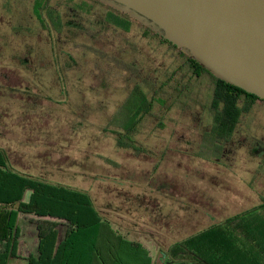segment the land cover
<instances>
[{
	"label": "rangeland",
	"instance_id": "obj_1",
	"mask_svg": "<svg viewBox=\"0 0 264 264\" xmlns=\"http://www.w3.org/2000/svg\"><path fill=\"white\" fill-rule=\"evenodd\" d=\"M46 1L0 0V69L8 71L9 77L8 84L0 78L4 118L0 147L10 154L15 169L88 192L100 214L147 251L153 264H163L159 249L166 251L205 231H209L208 255L212 254L208 259L213 257L215 264H244L240 261V213L247 211L252 218V209L258 205L256 185L264 173V158L255 161L251 153L249 140L255 133L244 135L248 155L237 153L232 162L229 156L220 161V165L228 164V171L216 170L210 162L214 157L195 155L192 142H183V150L190 149L193 155L191 151L160 153L168 134L169 149H176L179 133L185 132L181 128L187 127L179 126L177 120L188 122L191 113L200 110L201 88L199 98L193 96L196 103L188 101L189 108H152L150 122L135 134L139 147L150 153L118 149L112 123L124 124L133 109L119 102L128 97L123 93L122 70L114 61H108L110 67L102 66L98 58H118L125 47L139 55L129 60L132 66L151 70L142 55L152 68H166L173 66L170 53L153 42H142L133 25L119 28L105 20L101 26L83 20L70 7L75 3L67 0L49 1L53 6L41 11L43 28L32 5ZM99 26L103 35L97 38ZM85 36L88 41L97 40L89 43ZM15 86L20 87L18 94L10 95ZM248 114L251 125H264V106L256 104ZM180 160L184 164L178 169ZM20 220L27 232L25 246L35 253L36 224L28 222L34 218L20 216ZM8 264L27 263L13 259Z\"/></svg>",
	"mask_w": 264,
	"mask_h": 264
},
{
	"label": "flooded vegetation",
	"instance_id": "obj_2",
	"mask_svg": "<svg viewBox=\"0 0 264 264\" xmlns=\"http://www.w3.org/2000/svg\"><path fill=\"white\" fill-rule=\"evenodd\" d=\"M49 1L50 0L46 1L48 2L47 6H53ZM67 1L74 2L75 6H70L69 4H67V6L74 7L75 11L81 13L83 20L90 21L93 24H100L101 26L100 21L104 23L105 20V23H113L116 25L122 22L119 28H127V26L133 25L137 30V34L141 37L142 42L147 45H151V42L158 45L166 53H170L169 57H171L173 61V66L166 68L156 66L152 68L147 58L142 55L145 65H149V69L151 70H147L144 68L145 66L140 69L138 66L134 67L129 63V60H136L139 55L134 54L132 49H126L125 47H121L123 53H120L118 58H112L110 56L108 60H104L103 56L100 57V59L98 58V63L100 65L110 67L108 61H114L116 64L115 67L122 70L124 75L123 82L125 84L122 87L124 90L123 93L126 92L128 97L125 101L119 102L133 109L128 116L127 122L121 125H117V122L112 123V125H114L112 136L117 142L118 149L124 151L130 149V153H150L149 150L139 147L140 143H137L135 134L139 133L142 127L145 128L146 123L150 122L149 116H151L152 108L155 105H158L164 110H168L174 105H181L189 108L190 105H188V101L195 102L193 96L199 98L201 94L200 89L202 88L204 90L202 93L204 102L200 104V110H197L196 113H191L188 122H185V118L177 120L179 126L187 127L181 128V130H185V132L182 131L179 133V137L174 144L176 149H169L170 134H168L165 145L163 149L160 150V153H190V151L192 152L190 149L189 151L183 150V142H192L193 146L197 148L195 155H198L197 153H205L210 158L214 157L210 162L213 163L214 167L216 166V170L228 171V164L220 165V161L229 156L232 162L237 153H246L244 155H248V147L246 146L249 141H252L253 150L251 153H253V159L258 161L264 158V128L262 127L264 125H251V117H248V111H250L254 105L264 106L263 103L259 101H249L247 97L243 95L236 98L234 101H230L233 97L231 98L230 94L225 91L223 85L219 83V79L212 76L206 69L183 54L171 43L164 40L152 29L142 25L127 14L118 12L112 7L105 5L100 0ZM82 3L87 6H81ZM36 7L37 4L32 5L34 11ZM92 11H95L94 15H96L95 17L89 18V13H92ZM37 22L40 23L41 27H45V23H41L38 18ZM100 26L97 29V38L102 34ZM97 38L95 37V39L88 41L86 37V40L89 43H95ZM116 45L118 46L119 43L115 44V46ZM0 70V78L5 84H8V71L3 69ZM1 88L2 87H0V90ZM19 88L20 87L17 86L13 87L10 95H17ZM35 91L36 90H33V92ZM142 92L144 94H142ZM7 93L9 92L4 90L5 96H7ZM194 119H197L198 123L193 122ZM253 120L255 121V119ZM188 126L191 127L188 128ZM198 126H200L199 131L197 130ZM254 126H256V129ZM247 132H254L256 136H252L248 141L246 136L244 137ZM259 132L263 133L258 135L257 133ZM193 153L194 152H192V155ZM240 156L243 157V154ZM183 164L184 162L180 160L177 164V168H181ZM196 174L199 175L198 172Z\"/></svg>",
	"mask_w": 264,
	"mask_h": 264
},
{
	"label": "trees",
	"instance_id": "obj_3",
	"mask_svg": "<svg viewBox=\"0 0 264 264\" xmlns=\"http://www.w3.org/2000/svg\"><path fill=\"white\" fill-rule=\"evenodd\" d=\"M47 5L38 3L35 9L41 23V11ZM219 83L233 97L230 101L243 95L264 104L236 87ZM3 119L0 112V125ZM20 216L34 218L28 222L36 224L35 253L25 246L27 232L20 225ZM207 232L190 236L166 251L159 249V259L163 264H215L213 257L208 260L212 254L208 255ZM13 259L27 264H153L147 251L100 214L88 192L16 170L10 154L0 147V264Z\"/></svg>",
	"mask_w": 264,
	"mask_h": 264
},
{
	"label": "water",
	"instance_id": "obj_4",
	"mask_svg": "<svg viewBox=\"0 0 264 264\" xmlns=\"http://www.w3.org/2000/svg\"><path fill=\"white\" fill-rule=\"evenodd\" d=\"M264 101V0H100Z\"/></svg>",
	"mask_w": 264,
	"mask_h": 264
},
{
	"label": "crops",
	"instance_id": "obj_5",
	"mask_svg": "<svg viewBox=\"0 0 264 264\" xmlns=\"http://www.w3.org/2000/svg\"><path fill=\"white\" fill-rule=\"evenodd\" d=\"M262 176L263 181L260 180L256 185L258 205L252 209V218L247 216V211L242 210L240 213V261L244 264H264V173ZM208 260L212 261V258Z\"/></svg>",
	"mask_w": 264,
	"mask_h": 264
}]
</instances>
